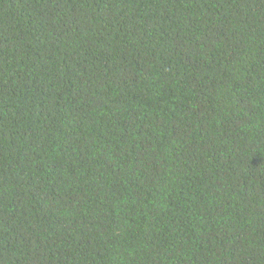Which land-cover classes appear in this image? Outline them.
Wrapping results in <instances>:
<instances>
[{"label":"trees","instance_id":"16d2710c","mask_svg":"<svg viewBox=\"0 0 264 264\" xmlns=\"http://www.w3.org/2000/svg\"><path fill=\"white\" fill-rule=\"evenodd\" d=\"M0 264H264V0H0Z\"/></svg>","mask_w":264,"mask_h":264}]
</instances>
